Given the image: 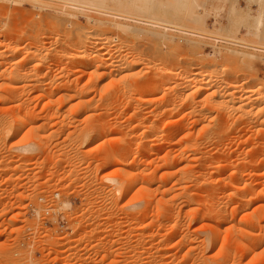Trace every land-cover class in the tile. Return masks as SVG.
<instances>
[{"label":"rangeland","instance_id":"obj_1","mask_svg":"<svg viewBox=\"0 0 264 264\" xmlns=\"http://www.w3.org/2000/svg\"><path fill=\"white\" fill-rule=\"evenodd\" d=\"M58 1L61 0H0V54L2 53L0 55V93L7 95L2 98L10 96L9 93L12 95L14 93L16 98L22 100V103L19 102L22 110H20V104L17 103L18 107L17 104L15 105V102L19 100L14 97V103L11 99H8L11 103H5L3 99L2 103L0 102V107L5 104V110L3 107L0 110V264L5 262V264H264V208L262 207L264 196L258 193L261 188H264V133H261L262 136L259 135L262 130L264 131V123L258 127L257 125L252 128L246 127V131L239 126V123L231 124V120L228 121L229 126L220 124V115H217L218 112L216 113L215 110H231L232 107L235 109L230 97L224 98V103L223 98L212 97L211 101L210 98V100L204 98L205 94L202 96L203 94L193 93L200 81L208 86L210 81L215 80L210 85L221 81L220 84H227L230 87L229 92L235 91L236 83L240 88L247 84L242 90L238 88L237 94L234 92V95H246L252 99L256 96L257 89L262 92L260 93L263 96L261 101H264V54L261 53L259 57L246 58L242 63L233 64L216 52L219 48L223 49L229 45L215 44L209 39H198L191 44L187 41V36L169 31L168 33L175 37L172 43L167 39H156L146 33L135 35V33L128 34L122 31L100 32L94 30L97 28L89 24L82 15L78 14L79 16L74 17L72 21L71 16L66 17L65 14L56 13ZM131 1L138 4L140 2L142 5L146 1H151L158 11L170 13L169 18H172L170 15L177 10L174 8L176 5L174 0ZM232 1L196 0L200 7H198L199 11L203 7L208 10V14L202 17L205 28L212 30L221 24L225 27L223 33L226 35L235 34V37L244 39L246 43H264V8L262 10L263 24L259 26V31V28L256 30L254 17L245 16V12L248 11L251 15L257 13L256 4L250 0H234L238 8L242 10L229 16ZM249 30L258 32L260 36L263 35V38L258 40L250 35H244V32ZM107 41L110 42V47L108 46L105 51L106 55L115 56L110 57L112 60L109 58L110 63L115 61L113 62L115 64L123 57L135 62L137 60L138 63L131 69L133 75L129 76L128 71V78L126 76L121 81L117 78L119 73L116 70L114 72L117 75L113 72L114 74L108 76L111 79L106 76L95 81L96 79L92 80L88 74L93 66L90 67L86 59H82V62L76 59L74 57L76 50L71 56L76 42L83 44V47H88L91 50L89 57H92V48ZM16 46H21L19 52L12 51ZM229 47L245 50L238 46L230 45ZM75 60L78 62L75 63ZM113 64L112 66L116 69L117 67ZM161 66L166 68L167 74H172H169L167 83H164V86L161 85L163 90L161 88L158 90L160 81L156 79L159 80V76H156L158 77L156 79L151 77L154 68ZM16 68L26 73L24 76L21 75V80L20 77L11 79L12 76L9 73ZM135 69L137 72L140 71L137 75L139 77L133 73ZM188 71L193 73L194 78L191 79V75H189L190 78L186 77L189 74ZM3 73L9 74L8 79H10L8 80ZM184 78L191 79V84L182 91L177 85H185ZM60 79L68 82L61 88L64 86L74 88L73 83H76L78 88L88 85L85 99L88 97L89 100H93V105H89L91 110L70 108L72 102L77 101L76 98L66 104L63 102L64 105L55 102L58 103L57 110L56 108L54 110L56 104L52 106L50 104L53 109L47 107L45 103L48 92L52 87L63 84ZM153 79L158 83L150 85L153 81L150 84L148 82ZM43 80L46 83H43ZM216 80L219 82L217 83ZM60 86L55 88L53 101L56 99L58 101V97L65 91L58 88ZM153 87L158 92L152 91ZM252 89L254 95H251ZM179 90L182 92H177ZM186 92H191L194 96L192 94L189 96ZM40 94L43 97H38ZM133 96L135 100L132 101L130 97L133 98ZM6 97L5 101H7ZM220 100H223L220 103L222 106L218 105ZM6 104L11 105L7 108ZM17 112H21L22 115L30 114L31 117V119L26 118L24 128L19 133H15L13 127V120L20 116ZM200 113L204 114L201 116ZM6 120L10 123L3 122ZM149 121L154 125L155 132ZM146 126L151 128L152 135L149 134L150 131L147 132L149 128ZM254 129L256 132L259 131L256 133ZM145 130L151 136H148ZM158 133L162 136L168 133L171 136L161 137ZM257 135H259L258 139ZM152 136L155 138L151 140L153 142L151 144L148 139ZM257 141L258 144L260 143L256 144L258 147L255 145ZM187 143L194 144L197 148L195 147L193 151L187 149L185 151L187 153L183 155L179 152L180 147L182 149L181 145L185 146ZM29 144L31 146L29 151L22 149ZM125 146L129 150L122 152ZM150 148L159 152L156 154L158 159L152 155L154 153L150 152ZM175 151L182 156L174 153ZM164 155L172 160L170 165L178 162L173 169L163 167L164 161L161 156L165 157ZM201 155L203 158L199 159ZM255 155L262 159V162L259 160L260 163H256L262 166L258 170L259 174L255 176V173L251 177L253 172L248 174L247 170L246 174L242 173V177L236 176L233 169L242 160L240 158H256ZM228 157L229 159H226ZM236 157H240L239 160ZM121 158L126 160L123 174L119 173L114 166L116 160ZM218 159L222 160L221 163ZM216 161L219 162L218 165H223V170L218 175L214 166ZM232 161L237 162L236 165ZM184 164H188L187 167ZM181 168L187 171L188 180L190 177L194 178V183L191 179L189 181L186 179L187 182L184 180V184L182 182L179 184L176 181L179 176L163 173L171 169L172 172L177 173ZM213 169L214 175L210 174ZM153 171L156 172L155 175ZM132 173L136 176V183L130 184L131 189L119 196L116 190L121 189L122 186L125 187V181L129 184L128 178ZM147 174L149 175L146 176ZM196 174L199 175V180L198 178L195 180V176L198 177ZM208 175L218 177H208ZM144 178L148 181L146 182ZM169 178H171L170 181ZM209 178H215L217 182L215 180L210 182L212 179ZM253 178L255 179L252 180ZM243 181L246 183L248 181V185L250 182L251 187L255 183L256 185L255 188L252 187L253 194L249 193L253 196L249 198L248 195L245 199L243 196L242 200L237 193L233 196L232 193L236 192L235 187L238 186L240 189L244 186ZM149 182L153 183L151 193L149 192L152 195L150 196L153 200L152 205L154 204L151 208H147L145 199L148 197L146 198L147 192L144 188L149 185ZM162 183L164 189L161 186ZM230 183L235 184H233L234 188L229 185ZM153 185L157 186L153 188ZM167 187L173 188L168 191ZM228 190L233 192L230 194ZM239 198L243 202L249 198L252 202L244 207L240 204L242 201ZM164 199L168 200H166L169 203L168 206L167 203L166 206L159 204ZM155 205L162 207L158 206L159 210H157ZM60 235H65V240H57ZM247 244L249 248L252 247L248 249L249 251L247 250L248 253L242 247L244 245L246 247Z\"/></svg>","mask_w":264,"mask_h":264},{"label":"bare ground","instance_id":"obj_2","mask_svg":"<svg viewBox=\"0 0 264 264\" xmlns=\"http://www.w3.org/2000/svg\"><path fill=\"white\" fill-rule=\"evenodd\" d=\"M136 1V0H135ZM138 1H140V0H138ZM170 1H172V0H170ZM175 2H176V5H175V7L174 8H176L177 10L175 11V10H173V11H175V12H173L170 16H172V18H169L168 17V15L170 14H168V12L167 11H158L157 9H156V6L155 5H153L152 4V2L150 3V2H145V4H143L142 5V3L140 4V2H139V4L137 3V2H134V1H131L130 0V2H129V0L127 1H125V0H61L60 2H59V5L57 6V8L55 9V11H56V13L58 12V13H60L61 15L62 14H65V16L67 17L68 15V17H70L71 18V20L72 21H74L73 20V18L75 17H77V16H79V15H82L83 16V18H85L86 19V21L89 23V24H92V25H94V27H96L97 29H94V30H98V31H100V32H105L106 30L108 31H112V32H119V31H122V32H126V33H128V34H134L135 33V35H136V33H138V34H150V36L151 37H154V38H156V39H167L168 40V42H174V36L171 34V33H168L169 31L170 32H174V33H179V34H182V35H185V36H187L188 38H187V41H190V43L191 44H194L198 39H209V40H213L214 42L213 43H215V44H217V43H222V44H226V45H231V46H238V47H243L245 50H242V49H238V48H234V47H226V48H219L218 49V51H216L217 52V54H219V56H221V57H223L224 59H226L227 61H230V62H232L233 64L234 63H242V62H244V60L246 59V58H253V57H259V55L262 53V54H264V43H262V42H256V43H246L245 41H244V39H242V38H239V37H235L234 35H226L225 33H223V31H225V27H222L221 26V24H219V26H217V27H215V28H213L212 30H208V29H206L205 28V24H204V22H203V15L204 14H208L207 12H208V10L206 9V8H204L203 7V9H201L200 11H199V9H198V7H199V4L196 2V0H174ZM250 1H252V2H254L255 4H256V6H257V13L255 14V15H251V13L248 11V12H245V16L247 15V16H253L254 17V20H255V22H254V24L256 25V30L258 29L259 31H260V27H261V24H263L262 23V10H263V8H264V0H250ZM233 3H232V5L230 6V8H229V16H231L232 15V13H236V12H238V11H240V10H242V9H239L238 8V6L236 5V1H232ZM41 8V7H40ZM200 8V7H199ZM222 8V7H221ZM182 9V10H181ZM215 9V8H214ZM220 9V8H219ZM54 10V9H53ZM181 10V11H180ZM213 10V9H212ZM217 10V9H216ZM249 10V9H248ZM199 11V12H198ZM16 12V11H15ZM180 12H182V13H180ZM216 12V11H215ZM242 12V11H241ZM179 13H180V15H179ZM231 13V14H230ZM243 13V12H242ZM79 14V15H78ZM209 14H210V12H209ZM237 14H239V13H237ZM234 15V14H233ZM216 16V15H215ZM227 17V16H226ZM17 18V17H16ZM230 21H232V20H230ZM229 21V22H230ZM70 22V21H69ZM78 22V21H77ZM217 23V22H216ZM233 23V22H232ZM230 24V23H229ZM253 24V25H254ZM77 25V24H76ZM255 25H254V27H255ZM147 26V27H146ZM260 26V27H259ZM238 28V27H237ZM253 28V27H252ZM251 28V29H252ZM228 29V28H227ZM231 29V28H230ZM230 29H229V31H230ZM247 30V29H246ZM245 30V31H246ZM253 30V29H252ZM252 30H249V32H244V35L245 34H247V35H250L252 38L253 37H255V38H258V40L259 39H261V37L263 36H260V34L258 33V32H254V31H252ZM100 32H99V34H100ZM111 32V33H112ZM228 32V31H227ZM11 34V33H10ZM102 34V33H101ZM36 35H38V34H36ZM104 36V35H103ZM111 36V35H110ZM102 38V37H101ZM263 38V37H262ZM11 39H12V37H11ZM34 39V38H33ZM103 39H104V37H103ZM116 39V38H115ZM155 39V40H156ZM264 39V38H263ZM252 40V39H251ZM255 40V39H254ZM110 41V40H109ZM200 41V40H199ZM198 41V42H199ZM262 41V40H261ZM116 42V41H115ZM162 42V41H161ZM172 42V43H173ZM85 43V42H84ZM81 43H79V42H76V43H74V49H73V52H71V56L73 55V53L75 52L74 50H76V54L74 53V57L77 59L78 58V60H80L81 62H82V59H86L87 61H88V65H90V67H92L93 69H92V71L91 72H89L88 74H89V77H91L92 78V80H93V78L94 79H96L95 81H98V80H101V79H103L104 77L106 78V76L108 77V76H110V75H112V74H116L117 75V73L116 72H114V71H118V73H119V75H117L118 77L117 78H120V80L121 79H123L124 80V78L128 75V71L130 72L129 73V76L130 75H133L132 73H131V69L132 68H134L133 66L135 65V64H137L138 62H137V60H136V62H135V60H132V59H129V58H127V57H123L122 58V60H121V58H120V60L119 61H116L117 63H115V64H113V62H115V61H112V63H110L111 62V56H113L111 53H109V54H111L110 55V57L109 56H107L106 55V53H105V51L107 50V48H108V46H109V44H110V42H103L102 44H97L94 48H92L93 50H92V52H93V54H95V55H93L92 54V57H89L90 56V52H91V50H89V48L88 47H83L82 45L83 44H81ZM88 44V43H87ZM95 44V43H94ZM114 44V43H113ZM17 45V44H16ZM120 45V44H119ZM41 46V45H40ZM70 46V45H69ZM175 46H177V44H175ZM25 47V46H24ZM110 47V46H109ZM168 47V46H167ZM7 48V46L5 47V49ZM21 46L19 47H13V52H19L21 49ZM2 49H4V48H2ZM11 49V48H10ZM24 49V48H23ZM110 49V48H109ZM115 49V48H114ZM179 49H180V47H179ZM113 50V49H112ZM135 50V49H134ZM224 50V51H223ZM4 51V50H3ZM174 51V50H173ZM0 52H1V50H0ZM116 52V51H115ZM131 52V51H130ZM12 53V52H11ZM2 54V53H1ZM0 54V55H1ZM62 53H60V55H61ZM63 54H65V53H63ZM103 54H105L104 56H103ZM257 54H258V56H257ZM76 55V56H75ZM133 55V54H132ZM38 56V55H37ZM63 56V55H62ZM65 56V55H64ZM262 56V55H261ZM260 56V57H261ZM113 57H115V56H113ZM1 58V57H0ZM64 58V57H63ZM67 58V57H66ZM69 58V57H68ZM73 58V57H72ZM109 58L111 59V60H109ZM263 58V57H262ZM65 59V58H64ZM117 59V58H116ZM129 59V60H128ZM74 62V61H73ZM78 61H76L75 60V63H77ZM246 62V61H245ZM2 63V62H1ZM7 63V62H6ZM15 63V62H14ZM45 63V62H44ZM146 63V62H145ZM112 64L114 65V66H116L117 68L115 69L113 66H112ZM117 64V65H116ZM5 65V64H4ZM14 65V64H13ZM140 65V64H139ZM145 65V64H144ZM191 65V64H190ZM194 65V64H193ZM245 65V64H244ZM67 66V65H66ZM110 66H112L111 68H110ZM138 66V65H137ZM169 66V65H168ZM195 66V65H194ZM194 66H193V68H194ZM247 66V65H246ZM6 67V66H5ZM45 67V66H44ZM64 67V66H63ZM139 67V66H138ZM199 67V66H198ZM19 68V67H18ZM192 68V69H193ZM195 68H196V66H195ZM194 68V69H195ZM246 68V67H245ZM17 69V68H16ZM15 69V70H16ZM47 69V68H46ZM115 69V70H114ZM138 69V68H137ZM156 69V70H155ZM190 69V68H189ZM208 69V68H207ZM13 70L11 73H9V74H11V76L13 77H11V79H14V78H19L20 80H21V75H23L24 76V74H26V73H22L20 70ZM24 70V69H23ZM134 70V69H133ZM186 70V69H185ZM213 70V69H212ZM25 71V70H24ZM80 71H82V70H80ZM166 71V68H164V67H158V68H154V72H153V75H152V77L151 78H158V77H156V76H159V80H157L156 79V81H160V83H158V82H154L155 81V79H153V80H149V84L150 83H152V81H153V83L152 84H150V85H154V84H157L158 83V90H160V88H161V85H163L164 83H167V80H169V74H172V73H166L165 72ZM196 71V70H195ZM198 71V70H197ZM26 72V71H25ZM114 72V73H113ZM124 72V73H123ZM127 72V73H126ZM133 72V71H132ZM139 72V73H138ZM138 72H137V70L135 69V71L133 72V73H135L136 74V76L137 75H139L140 74V71L138 70ZM152 72V71H151ZM179 72V71H178ZM177 72V73H178ZM189 72V71H188ZM194 72V71H193ZM1 73V72H0ZM123 73V74H122ZM144 73V72H143ZM165 73V74H164ZM186 73V72H185ZM237 73V72H236ZM7 74V73H6ZM9 74H7V75H4V73H3V75L4 76H6V78L8 79V76H9ZM135 74H134V76H135ZM233 74H235V73H233ZM66 75V74H65ZM180 75V74H179ZM186 75V74H185ZM184 75V76H185ZM189 75H191L190 77H191V79L192 78H194V76H193V73L192 72H189V74H188V76L186 75V77H189ZM232 75V74H231ZM22 76V79L24 78ZM62 76V75H61ZM86 76V75H85ZM134 76H132V77H134ZM155 76V77H154ZM183 76V75H182ZM137 77H139V76H137ZM136 77V78H137ZM168 77V78H167ZM185 77V78H186ZM189 77V78H190ZM205 77V76H204ZM203 77V78H204ZM65 78V77H64ZM108 78H110V77H108ZM127 78H128V76H127ZM150 78V79H151ZM184 78V79H185ZM247 78V77H246ZM10 79V78H9ZM8 79V80H9ZM111 79V78H110ZM191 79H185L184 81H185V85H182V86H180V85H177V87L179 88L180 87V89H182V91H184L185 90V88H187L188 86H190V82H191ZM215 79V78H214ZM222 79V78H221ZM227 79V78H226ZM63 81H61V79H60V81H61V83H63V84H61V86L60 85H57V86H60V87H58V88H61L62 87V85H64V83H65V85L68 83L66 80H64V79H62ZM90 79H88V81H89ZM114 80H116V79H114ZM178 80V79H177ZM194 80V79H193ZM202 80V79H201ZM206 80H207V78H206ZM229 80V82H230V78L228 79ZM78 81V80H77ZM119 81V80H118ZM122 81V80H121ZM217 81V80H216ZM222 81H224V80H222ZM19 82V81H18ZM36 82V81H35ZM34 82V83H35ZM42 81H40V83H41ZM45 81L43 80V83H44ZM76 82V81H75ZM113 82H115V81H113ZM133 82V81H132ZM136 82H138V81H136ZM169 82V81H168ZM194 82V81H193ZM204 82V81H203ZM213 83V82H215V80L213 81H210V83ZM219 82V80L217 81V83ZM221 82V81H220ZM220 82L218 83V84H212V85H210V83H208L209 85L208 86H206V85H203V83H201V81H200V84L199 85H197L196 86V88L194 89V91H193V93L195 94V95H202V96H204V94H205V97L204 98H207V99H211L212 97H219V98H223V100H224V98H227V97H230V101L232 102V106H234V108L235 109H233V107H232V109L230 110V109H227V110H215L216 111V113H217V115H220L219 116V119H220V121H221V123H220V121H219V119H217L219 122L218 123H220V124H226V126L228 125L229 126V122L228 121H230L231 122V124H235V123H239V126L243 129L244 128V131H246L245 130V128L246 127H250V128H252V127H254V126H256L257 125V127H258V125H260L261 126V124H263L264 123V101H261L262 100V98H263V96L262 95H260V93H262V92H259L257 89H256V96H253V98L252 99H249L250 98V96L248 97V96H246V95H234V92L236 93V92H238V91H236L238 88H240V87H238L236 84H235V86L237 87H235L234 89H235V91H232V92H229V86L227 85V84H223L222 85V83L220 84ZM14 83V82H13ZM20 83V82H19ZM22 83V82H21ZM37 83V82H36ZM46 83V82H45ZM71 83H73L72 81H71ZM88 83V82H87ZM195 83V82H194ZM226 83V82H225ZM240 83H241V81H240ZM243 83H244V81H243ZM247 83V82H246ZM33 84V83H32ZM76 84V83H75ZM74 83H73V86H74V88L73 87H69V86H67V87H63V88H61L62 90H65V91H63V93L58 97L59 99H58V101H56V100H52V96L54 95L53 93H54V91L56 90L55 88L57 87V86H55V87H52V89H50V91L48 92V98L46 99L47 101H46V103H45V105L48 107H51L52 105H54V104H56L55 106H54V110H55V108L57 107V105H58V103L60 102V104L62 103L63 104V102L66 104V103H68V101H70V100H72V99H77V101L76 100H74V102H72L73 104H71V106H69L70 108H79V110L80 109H84V110H88V108L91 110V107L89 106L90 104H92V102H93V100H89L88 99V97L85 99V97H86V95H87V87H88V85H87V87H82V88H78V86L77 85H75ZM82 84V83H81ZM94 84V83H93ZM108 84V83H107ZM176 84H178V83H176ZM245 84V83H244ZM5 85V84H4ZM45 85V84H44ZM105 85V84H104ZM125 85V84H124ZM194 85V84H193ZM239 85V84H238ZM247 85V84H246ZM246 85H244L245 87H246ZM9 86V85H8ZM71 86V85H70ZM96 86V85H95ZM121 86V85H120ZM164 86V85H163ZM192 86V85H191ZM232 86V85H231ZM243 86V85H242ZM241 86V87H242ZM243 86V87H244ZM38 87H39V85H38ZM42 87V86H41ZM243 87L242 88H240V90H242L243 89ZM244 87V88H245ZM18 88V87H17ZM37 88V87H36ZM57 88V89H58ZM73 88V89H72ZM93 88V87H92ZM114 88V87H113ZM117 88V87H116ZM156 88V87H155ZM164 88V87H163ZM232 88V87H231ZM60 89V90H61ZM129 89V88H128ZM154 87L152 88V91H155V90H157V89H154ZM162 89V88H161ZM233 89V88H232ZM233 89V90H234ZM259 89V88H258ZM39 90H41V89H39ZM59 90V89H58ZM126 90V89H125ZM158 90H157V92H158ZM163 90V89H162ZM175 90V89H174ZM176 90H177V88H176ZM239 90V89H238ZM245 90V89H244ZM243 90V91H244ZM251 90V89H250ZM253 90V89H252ZM263 90V89H262ZM115 91V90H114ZM124 91V90H123ZM148 91V90H147ZM181 90H179V91H177V92H182ZM231 91V90H230ZM246 91H247V88H246ZM261 91V90H260ZM89 92V91H88ZM95 92V91H94ZM98 92V91H97ZM151 92V91H150ZM149 92V93H150ZM239 92H241V91H239ZM248 92V91H247ZM246 92V93H247ZM252 92V91H251ZM21 93V92H20ZM28 93V92H27ZM151 93H153L154 94V92H151ZM184 93V92H183ZM187 93V92H186ZM243 93V92H242ZM245 93V94H246ZM253 94H251V95H254V90H253V92H252ZM1 94V93H0ZM8 94V93H7ZM11 94V95H10ZM118 94V93H117ZM180 94H182V93H180ZM187 94H189V96H190V94H192L191 92L190 93H187ZM186 94V95H187ZM237 94V93H236ZM2 95V94H1ZM0 95V102L2 103V101L4 100V102L5 103H7V102H10L11 100V102H13V97L14 98H16L15 97V95H14V93H13V95H12V93H9V95L10 96H8V97H6L7 95H6V93L5 94H3L2 96ZM4 95H6L5 97L7 98V101H5L6 99H5V97L4 98H2ZM38 95V94H37ZM112 95V94H111ZM146 95V94H145ZM184 95V94H183ZM185 95V96H186ZM193 95V94H192ZM250 95V94H249ZM120 96V95H119ZM130 96V95H129ZM194 96V95H193ZM193 96H192V99H193ZM12 97V98H11ZM38 97H43V95L42 94H40V96H38ZM109 97V96H108ZM114 97V96H113ZM201 97V96H200ZM102 98V97H101ZM122 98V97H121ZM3 99V100H2ZM8 99H11L10 101H8ZM16 99H18V100H16ZM15 99V101H18V102H15V105L18 103V104H20L19 102L21 101V103H22V100H20L19 98H16ZM93 99V98H92ZM128 99H129V97H128ZM132 99V101H133V99H134V96H133V98H131L130 97V100ZM136 99H138V97L136 98ZM142 99V98H141ZM151 99V98H150ZM186 99H188V97L186 96ZM209 99V100H210ZM89 100V101H88ZM95 100V99H94ZM135 100V99H134ZM154 100V99H153ZM152 100V101H153ZM161 100V99H160ZM194 100V99H193ZM193 100H191V102L193 101ZM205 100V99H204ZM218 100V99H217ZM223 100H220L218 103V105H221L222 106V104H220L221 103V101H223ZM261 101V102H257V101ZM76 101V102H75ZM108 101H109V99H108ZM117 101H118V99H117ZM129 101V100H128ZM139 101H140V99H139ZM142 101V100H141ZM177 101V100H176ZM186 101V100H185ZM211 101H212V99H211ZM214 101H216L215 100V98H214ZM10 102V103H11ZM52 102H54L53 104H52ZM55 102H58V103H55ZM90 102V103H89ZM131 102V101H130ZM137 102V101H136ZM228 102V101H227ZM230 102V103H231ZM0 103V104H1ZM14 103V102H13ZM13 103H12V105H13ZM116 103V102H115ZM133 103V102H132ZM139 103V102H138ZM137 103V104H138ZM207 103H209V102H207ZM216 103V102H215ZM224 103H225V100H224ZM223 103V104H224ZM18 104H17V107H18ZM50 104H51V106H50ZM106 104V103H105ZM217 104V103H216ZM227 104V103H226ZM229 104V103H228ZM7 105V108L9 107L8 105H11V104H6ZM64 105V104H63ZM93 105V104H92ZM130 105V104H129ZM170 105V104H169ZM195 105V104H194ZM5 104H3V108H4V110H5ZM22 106H24L23 104H22ZM127 106V105H126ZM189 106V105H188ZM226 105L224 104V107H225ZM2 107H0V110H1V108ZM15 107V106H14ZM19 107H20V110H22V108H21V104L19 105ZM63 107V106H62ZM61 107V108H62ZM93 107V106H92ZM2 108V109H3ZM25 108V107H24ZM58 108V107H57ZM57 108H56V110H57ZM70 108H67L68 110H71ZM98 108V107H97ZM176 108V107H175ZM216 108V107H215ZM218 108V107H217ZM230 108H231V106H230ZM14 109H16V107L14 108ZM14 109H12V110H14ZM50 109V108H49ZM51 109H53L52 107H51ZM60 109V108H59ZM66 109V110H67ZM219 109V108H218ZM7 110V109H6ZM11 110V109H10ZM19 110V109H18ZM24 110H26V108L24 109ZM65 110V111H66ZM165 110V109H164ZM174 110H176V109H174ZM142 111V110H141ZM156 111V110H155ZM162 111V110H161ZM166 111V110H165ZM204 111V110H203ZM209 112L210 111H212V110H208ZM144 112V111H143ZM200 112H202L201 110H200ZM208 112V113H209ZM19 112H17V114H18ZM21 113V112H20ZM19 113V117L17 116V118L15 117V115H14V117H15V119H16V122H14L15 121V119L13 120V123H14V125H13V127H14V130H15V133H19L21 130H22V128H24L23 126H24V123H25V121L27 120L26 118H30L31 119V117H30V114H27V113H23V115L22 114H20ZM134 113V112H133ZM151 113V112H150ZM155 113V112H154ZM204 113H206V112H204ZM204 113H200L201 114V116L204 114ZM194 114V113H193ZM237 114V115H236ZM149 115V114H148ZM155 115V114H154ZM163 115V114H162ZM160 116V115H159ZM171 116V115H170ZM207 116V115H206ZM235 116V117H234ZM158 117V116H157ZM211 119V118H210ZM199 120V119H198ZM8 120H6V122L5 121H3L4 123H10V122H7ZM9 121H10V119H9ZM171 121V120H170ZM150 122V121H149ZM148 122V123H149ZM174 122V121H173ZM181 122V121H180ZM3 123V124H4ZM115 123V122H114ZM151 123V125L150 124H148V125H150L151 127H153L154 125H152V122H150ZM165 123V122H164ZM213 123V122H212ZM169 124V123H168ZM171 124V123H170ZM177 124V123H176ZM181 124V123H180ZM185 124V123H184ZM183 124V125H184ZM230 124V125H231ZM4 125H7V124H4ZM3 125V126H4ZM217 125V124H216ZM219 125V124H218ZM236 125V124H235ZM140 126V125H139ZM259 126V127H260ZM6 127V126H5ZM148 126H146V128H147ZM235 127V126H234ZM263 127H264V124H263ZM11 128V127H10ZM125 128V127H124ZM149 128V127H148ZM154 128V127H153ZM152 128V130L154 131H156V129L154 128L153 129ZM185 128V127H184ZM213 128V127H212ZM239 128V127H238ZM256 128V127H255ZM150 129L151 128H149V129H147V130H145V132L147 131V132H149L150 131ZM247 129V128H246ZM256 129H258V128H256ZM256 129H254V132H256L255 130ZM261 129H262V127H261ZM46 130V129H45ZM151 130V131H152ZM249 130H251V129H249ZM149 132V134L151 133V135H152V133H153V131L152 132ZM154 131V132H155ZM259 130H257V132H258ZM146 132V134H148ZM158 132V131H157ZM166 132V131H165ZM178 132V131H177ZM256 132V133H257ZM162 134H163V132H161ZM161 133H158L159 135H161ZM227 133V132H226ZM261 133H264V131L262 130V132H260V136H262L261 135ZM8 134H10L9 132H8ZM148 134V136H151V135H149ZM156 134V133H155ZM155 134H153L154 136H155ZM172 134V133H171ZM191 134V133H190ZM238 134V133H237ZM205 135V134H204ZM259 135H257V139H258V136ZM264 135V134H263ZM43 136V135H42ZM157 136V135H156ZM165 136H167V137H169V136H171L170 134H168V133H164V136H162L161 135V137H165ZM230 136V135H229ZM246 136V135H245ZM160 137V138H161ZM234 137V136H233ZM153 138H155V137H153L152 136V138L150 139H148V141L149 142H151V140L153 141ZM256 138V137H255ZM157 140H158V138H156ZM155 139V140H156ZM220 139V138H219ZM234 139V138H233ZM263 139H264V137H263ZM154 140V141H155ZM144 141V140H143ZM185 141V140H184ZM248 141V140H247ZM145 142V141H144ZM147 142V141H146ZM159 142V141H158ZM256 142V141H255ZM31 143V142H30ZM125 143V142H124ZM153 142H151V144H152ZM155 143V142H154ZM146 144V143H145ZM150 144V145H151ZM204 144V143H203ZM249 144V143H248ZM256 144H258V141H257V143H255V145ZM260 144V143H259ZM258 144V145H259ZM263 144V143H262ZM157 145V144H156ZM226 145V144H225ZM252 145V144H251ZM258 145H256L257 147H258ZM126 146H128V145H126ZM125 146V148H123L121 151L123 152V151H125L126 149H128V147H126ZM153 146V145H152ZM151 146V147H152ZM183 148L181 149V147H180V153L182 154L183 153V155H184V153H187V152H185L187 149H191L192 151H193V149L195 150V147H196V145H192V144H185V146H183V145H181ZM194 147V148H193ZM30 148H31V146H30V144L29 145H26V146H24L22 149L23 150H30ZM148 148V147H147ZM197 148V147H196ZM256 148V147H255ZM259 148H260V146H259ZM262 148V147H261ZM151 149V148H150ZM175 149H177V148H175ZM254 149V148H253ZM22 150V151H23ZM129 150V149H128ZM154 149H151L150 150V152L152 151L154 154H152V155H155L156 157L155 158H157V153H159L158 151L156 152V150H154ZM191 150H190V152H191ZM260 150V149H259ZM236 151V150H235ZM250 151V150H249ZM114 152V151H113ZM142 152V151H141ZM149 152V153H150ZM178 152V153H179ZM195 152V151H194ZM197 152V151H196ZM254 152V151H253ZM261 152V151H260ZM146 153V152H145ZM148 153V154H149ZM174 153H176V151L174 152ZM178 153H176L177 155H178ZM179 153V154H180ZM207 153V152H206ZM138 154V153H137ZM176 154H175V156H176ZM180 154V156H182ZM135 155V154H134ZM150 155V154H149ZM162 155V154H161ZM166 155V154H165ZM164 155V156H165ZM225 155H227V154H225ZM260 155V154H259ZM75 156V155H74ZM112 156V155H111ZM137 156V155H136ZM167 156H168V153H167ZM167 156H165V157H163V156H161L162 157V160L164 161V165H167L168 167H166V166H164L163 165V163H161L162 165H163V167H165V168H174L176 165H177V163L175 164L174 162H172V164L174 163V165H170L171 163H170V161H172V160H169V158L170 157H172L171 156V154H170V157H167ZM202 156V155H201ZM224 156V155H223ZM256 156V155H255ZM115 157V156H114ZM159 157V156H158ZM186 157V156H185ZM192 157V156H191ZM196 157V156H195ZM232 157V156H231ZM106 158V157H105ZM154 158V159H155ZM173 158V157H172ZM171 158V159H172ZM178 158V157H177ZM176 158V159H177ZM197 158V157H196ZM199 158V157H198ZM201 158H203V156L202 157H200L199 159H201ZM206 158V157H205ZM240 158V157H239ZM239 158H237L236 157V159H238L239 160ZM158 159V158H157ZM180 159V158H179ZM186 159V158H185ZM192 159H194V157H192ZM217 159V158H216ZM221 159V158H220ZM226 159H229V157L228 158H226ZM240 159H242L241 161H239L240 163H237V162H235V163H237V165L234 163V165H236V167L234 166V168L235 169H233V170H235L234 171V174H236V176H241L242 175V173L244 172H246L247 170H248V174H251V171L253 172L252 174H251V177H252V175L254 176L255 175V173H256V175L255 176H257V173H258V170L262 167L261 165H257L258 163H260V162H262L261 160V158H259V156H256V158H254V157H251V159H248V158H240ZM160 160V159H159ZM182 160V159H181ZM196 160V159H195ZM203 160V159H202ZM233 160V159H232ZM244 160V161H243ZM259 160H260V162H259ZM105 161V160H104ZM152 161V160H151ZM154 161V160H153ZM178 161V160H177ZM188 161H190L189 160V158H188ZM187 161V162H188ZM199 161V160H198ZM206 161V160H205ZM204 161V162H205ZM218 161L220 162V161H222V160H219L218 159ZM228 161V160H227ZM155 162V161H154ZM191 162V161H190ZM189 162V163H190ZM213 162V161H212ZM215 162V161H214ZM217 162V161H216ZM219 162H217L216 163V165H214V166H216L215 167V169H216V172H217V175L218 174H220V172H221V170H223V165L222 164H219L218 165V163ZM132 163H134V162H132ZM166 163V164H165ZM180 163V162H179ZM209 163V162H208ZM221 163V162H220ZM226 163V162H225ZM232 163V164H233ZM257 163V164H256ZM126 164V160H125V158H121V159H117L116 160V163L114 164V166H115V168H116V170L119 172V173H121V174H123V173H125L124 171H123V166ZM161 164H160V166H161ZM203 164V163H202ZM240 164V165H239ZM185 165V167H187V165L186 164H184ZM190 165V164H189ZM204 165V164H203ZM218 165V166H217ZM227 165V164H226ZM239 165V166H238ZM138 166V165H137ZM179 166H181V165H179ZM225 166V165H224ZM232 166V165H231ZM261 166V167H260ZM136 167V166H135ZM198 167V166H197ZM9 168V167H8ZM137 168V167H136ZM159 168H161V167H159ZM182 168H183V166H182ZM179 169V171H177V173L175 172V171H173L172 172V169L169 171V170H165V169H163V170H165L163 173L165 174H167V175H171V176H176V177H178V179H176V181H178V183L180 184V182H182L183 184H184V182H187V180H188V176H186V170H184V169ZM208 168V167H207ZM214 168V167H213ZM249 168H251L250 170H249ZM189 169V168H188ZM192 169V168H191ZM190 169V170H191ZM195 169V168H194ZM205 169V168H204ZM11 170V169H10ZM157 170V169H156ZM159 170V169H158ZM197 170V169H196ZM201 170H202V168H201ZM213 171H215L214 169L211 171V173L210 174H212V175H214L215 174V172H214V174H213ZM123 172V173H122ZM188 172H189V170H188ZM230 172V171H229ZM153 173H154V171H153ZM153 173H152V176H154L155 175V173H154V175H153ZM189 173H191V171L189 172ZM194 173H196V172H194ZM221 174H223V172L221 173ZM238 174H240V175H238ZM246 174V173H245ZM259 174V173H258ZM143 175V174H142ZM149 174H147L146 176H148ZM162 175V174H161ZM196 175H198V174H196ZM202 175V174H201ZM211 175V176H212ZM217 175H215V176H217ZM244 175V174H243ZM150 176H151V173H150ZM149 176V177H150ZM163 176V175H162ZM161 176V177H162ZM210 175H208V177H209ZM210 176V177H211ZM215 176H212V177H215ZM149 177H147V178H149ZM164 177V176H163ZM168 177V176H167ZM193 177H194V174H193ZM203 177V176H202ZM205 177V176H204ZM207 177V178H208ZM218 177V176H217ZM242 177V176H241ZM197 178H198V180H199V175H198V177H196L195 176V180H197ZM206 178V177H205ZM115 179V178H114ZM144 179H146V178H144ZM153 179H155V178H153ZM153 179L151 180V182L153 181ZM161 179V178H160ZM170 179L171 178H169V181H170ZM187 179V180H186ZM190 179H191V181H193L194 180V178H192V177H190ZM189 179V180H190ZM209 179H212V178H209ZM219 179V178H218ZM217 179V180H218ZM251 179V178H250ZM255 178H253L252 180H254ZM257 179V178H256ZM112 181H114L113 179H111ZM126 180H127V178H126ZM128 180H129V184H127L126 182L127 181H125V184L127 185H125V187L124 186H122V187H120L121 189H118V190H116L117 191V194L119 195V196H122L123 194H125V193H127L131 188H130V184L131 185H134L133 183L135 182L136 183V176H135V174L134 173H132V174H130L129 175V178H128ZM174 180V179H173ZM185 180V181H184ZM188 180V181H189ZM206 180H208V179H206ZM216 181V179L215 178H213L212 180H210V182L211 181ZM222 180H224V179H222ZM226 180V179H225ZM243 180V179H242ZM247 180V179H246ZM146 182L148 181L147 179L145 180ZM158 181H159V179H158ZM175 181V180H174ZM184 181V182H183ZM232 181H234V180H232ZM236 181V180H235ZM121 182V181H120ZM162 181H160V183H161ZM203 182H204V180H203ZM206 182V181H205ZM217 182V181H216ZM215 182V183H216ZM222 182V181H221ZM244 182V181H243ZM253 181H251V183H252ZM159 183V184H160ZM163 183H165V180L163 179ZM161 184V186H163L164 184ZM166 183H167V180H166ZM177 183V184H178ZM181 183V184H182ZM193 183H194V181H193ZM192 183V184H193ZM197 183V182H196ZM214 183V182H213ZM220 183V182H219ZM242 183V182H241ZM147 184V183H146ZM149 185L148 186H146V187H144L145 189H146V194H147V196H146V198L147 199H145L146 201V203H147V208L148 207H150L151 208V206H154V204L152 205V199H151V197L150 196H152L150 193H151V190H152V188H151V186H152V184H150V182L148 183ZM158 184V185H159ZM178 184V185H179ZM183 184H182V186H183ZM186 184V183H185ZM209 184V183H208ZM234 183H230L229 185L230 186H232L233 188H234V185H233ZM254 184V183H253ZM252 184V185H253ZM145 185V182H144V184H143V186ZM167 185V184H166ZM165 185V186H166ZM217 185V184H216ZM225 185H226V183H225ZM244 186H242V188L240 187V189H239V187L237 186V187H235L236 188V192H233L232 190H230V192L232 193V196H233V194L234 193H237L239 196L238 197H242L243 198V196H244V198L243 199H245V197L247 198V196L249 195V198H251V195L253 194V192H254V189H252V187H254L255 188V185H256V183L254 184V186H252L251 187V185H250V182H249V185H248V181H247V183L246 182H244V184H243ZM157 186V185H156ZM156 186H154L153 185V188L154 187H156ZM161 186H158V187H160L161 188ZM180 186V185H179ZM185 186V185H184ZM187 186V185H186ZM197 186H198V184H197ZM141 187V186H140ZM150 189H149V188ZM228 187V186H227ZM251 187V188H250ZM264 187V186H263ZM159 188V189H160ZM163 189H164V186L162 187ZM168 188V187H167ZM173 188V187H172ZM172 188H170V189H172ZM184 188V187H183ZM182 188V189H183ZM249 188V189H248ZM145 189H143L144 191H145ZM158 189V188H157ZM169 188L167 189L168 191L170 190ZM174 189H175V186H174ZM218 189V188H217ZM230 189V188H229ZM139 190V189H138ZM142 190V191H143ZM156 190V189H155ZM184 190V189H183ZM238 190V191H237ZM250 190H252V192L250 191ZM164 191H166V189L164 190ZM234 191H235V189H234ZM150 192V193H149ZM153 192V191H152ZM228 192H229V190H228ZM229 192V193H230ZM1 193V192H0ZM144 193V192H143ZM167 193V191L165 192V194ZM174 193H176V192H174ZM210 193V192H209ZM229 193H228V195H229ZM230 193V194H231ZM249 193H252V194H249ZM259 193V195L260 196H264V188H261V190H260V192H258ZM219 194V193H218ZM236 194V195H237ZM145 196V195H144ZM183 196V195H182ZM235 196V195H234ZM253 196V195H252ZM163 197V196H162ZM188 197V196H187ZM210 197V196H209ZM214 197V196H213ZM236 198H237V196H235ZM212 198V197H211ZM210 198V199H211ZM215 198V197H214ZM230 198H232V197H230ZM229 198V199H230ZM239 198V199H240ZM241 198V199H242ZM246 199V201L244 200V202L242 201V202H240V204L241 205H243L244 207H245V205H249L252 201V199ZM162 199V198H161ZM159 200H160V198H159ZM158 200V201H159ZM167 200V199H166ZM165 199H164V201H160V205H165L166 203H167V206H168V200L166 201ZM250 201V202H248V201ZM254 200V199H253ZM256 200V199H255ZM258 200V199H257ZM166 201V202H165ZM170 201V200H169ZM155 202V201H154ZM188 202V201H187ZM220 202V201H219ZM192 203V202H191ZM194 203V202H193ZM7 204V203H6ZM156 204H157V202H156ZM190 204V203H189ZM137 205H138V203H137ZM209 205V204H208ZM213 205V204H212ZM236 205V204H235ZM241 205H240V207H241ZM156 206V205H155ZM158 206L159 205H157L156 207L158 208ZM166 206V205H165ZM160 207V206H159ZM162 207V206H161ZM160 207V208H161ZM188 207V206H187ZM204 207V206H203ZM263 208H264V204H263V206H262ZM156 208V209H157ZM164 208V207H163ZM163 208L161 209V210H163ZM167 208V207H166ZM165 208V209H166ZM209 208H211V206L209 207ZM170 209V208H169ZM142 210V209H141ZM157 210H159V208L157 209ZM168 210V209H167ZM139 211V210H138ZM165 211V210H164ZM254 211V210H253ZM137 213V212H136ZM254 213V212H253ZM208 214V213H207ZM206 214V215H207ZM258 214V213H257ZM36 215V214H35ZM170 215V214H169ZM39 217V216H38ZM205 217V216H204ZM212 217V216H211ZM232 216H230V218H231ZM257 220V219H256ZM247 225V224H246ZM143 227V226H142ZM241 228V227H240ZM38 230V229H37ZM237 233V232H236ZM44 235V234H43ZM62 235V234H61ZM58 236L57 237V240L58 239H64L65 240V238H64V236ZM150 238V237H149ZM263 238V237H262ZM254 239V238H253ZM261 240V239H260ZM68 241V240H67ZM256 241V240H255ZM243 243V242H242ZM94 244V243H93ZM251 244V243H250ZM250 246V245H249ZM243 248H245V252L246 253H248L247 252V250L248 249H251V248H249L248 247V244H247V246L245 247V245L244 246H242ZM114 248V247H113ZM249 251V250H248ZM147 252V251H146ZM244 252V253H245ZM150 253V252H149ZM235 253V252H234ZM116 254V253H115ZM229 254V253H228ZM236 254V253H235ZM244 255V254H243ZM217 256V255H216ZM228 256V255H227ZM114 257V256H113ZM214 258V257H213ZM233 258V257H232ZM255 259V258H254ZM218 260V259H217ZM6 263V262H5ZM4 263V264H5ZM124 264V263H123Z\"/></svg>","mask_w":264,"mask_h":264}]
</instances>
